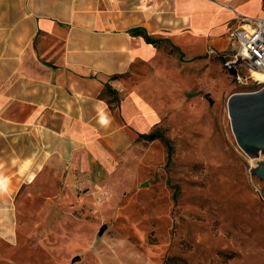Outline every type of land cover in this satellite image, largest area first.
Here are the masks:
<instances>
[{"label":"rangeland","instance_id":"obj_1","mask_svg":"<svg viewBox=\"0 0 264 264\" xmlns=\"http://www.w3.org/2000/svg\"><path fill=\"white\" fill-rule=\"evenodd\" d=\"M259 4L258 15L231 14L234 26L264 18ZM229 32L223 48L191 59L158 40L153 60L119 77L120 91L104 90L116 119L128 112L134 124L124 149L112 150L106 133L101 157L77 156L6 198L0 191V230L10 231L0 264H264V179L249 170L259 158L238 146L227 113L230 93L256 85L236 81L243 66L226 65ZM122 96L143 106L116 111ZM153 130L170 141L169 159L161 139L139 136Z\"/></svg>","mask_w":264,"mask_h":264},{"label":"crops","instance_id":"obj_2","mask_svg":"<svg viewBox=\"0 0 264 264\" xmlns=\"http://www.w3.org/2000/svg\"><path fill=\"white\" fill-rule=\"evenodd\" d=\"M228 4L222 10L210 0H0L2 195L57 163L89 159V152L101 157L106 133L112 150L124 149L135 135L131 118L127 112L123 122L116 119L102 93L106 82L120 91L121 75L156 57L134 28L168 39L191 59L227 45L231 14L260 13L259 0ZM131 101L140 99L122 96L115 110L125 112ZM8 233L6 225L0 238Z\"/></svg>","mask_w":264,"mask_h":264},{"label":"water","instance_id":"obj_3","mask_svg":"<svg viewBox=\"0 0 264 264\" xmlns=\"http://www.w3.org/2000/svg\"><path fill=\"white\" fill-rule=\"evenodd\" d=\"M228 67L234 71L231 65ZM227 113L238 146L248 157L259 158L250 173L264 179V84L254 90L230 93ZM260 193L264 195V186ZM104 228L102 225L100 230Z\"/></svg>","mask_w":264,"mask_h":264},{"label":"built area","instance_id":"obj_4","mask_svg":"<svg viewBox=\"0 0 264 264\" xmlns=\"http://www.w3.org/2000/svg\"><path fill=\"white\" fill-rule=\"evenodd\" d=\"M229 34L233 39L234 50L230 52L232 59H226V65L233 63V67L236 64L243 66L244 74L235 70L236 81L246 83L250 80L256 85L254 89L259 88L264 84V18H256L242 26H235L230 29ZM254 71L263 78L255 76Z\"/></svg>","mask_w":264,"mask_h":264},{"label":"trees","instance_id":"obj_5","mask_svg":"<svg viewBox=\"0 0 264 264\" xmlns=\"http://www.w3.org/2000/svg\"><path fill=\"white\" fill-rule=\"evenodd\" d=\"M135 33H137V34H140V35H142V37H143V39L146 41V42H148V43H151L152 45H155V43H156V41H158V40H161V39H163V38H155V37H153V36H150V35H148L146 32H144L142 29H140V28H134V30H133ZM173 46V45H172ZM177 49V48H176ZM114 77H117V75L116 76H112V78H114ZM104 90H107V91H111V92H115V89L114 88H112L111 87V85L109 84V83H105V85H104ZM104 92V91H103ZM107 101V103H108V105H109V107L111 108V103H110V101H108V100H106ZM118 100H116V102H117ZM139 136H141V137H144L145 139H148V140H152V139H155V138H159V139H161L163 142H164V144H165V146H166V148H167V153H168V159H169V157H170V154H171V151H172V146H171V143H170V141L167 139V138H165L163 135H162V133L159 131V130H153V131H151V132H149V133H146V134H140Z\"/></svg>","mask_w":264,"mask_h":264},{"label":"bare ground","instance_id":"obj_6","mask_svg":"<svg viewBox=\"0 0 264 264\" xmlns=\"http://www.w3.org/2000/svg\"><path fill=\"white\" fill-rule=\"evenodd\" d=\"M253 73H254L255 76H257V77H259L261 79L263 78V76L260 73H258L257 71H254Z\"/></svg>","mask_w":264,"mask_h":264}]
</instances>
